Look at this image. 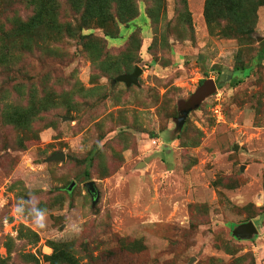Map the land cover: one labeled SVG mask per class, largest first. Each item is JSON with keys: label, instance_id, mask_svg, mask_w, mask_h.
I'll return each mask as SVG.
<instances>
[{"label": "rangeland", "instance_id": "374dc122", "mask_svg": "<svg viewBox=\"0 0 264 264\" xmlns=\"http://www.w3.org/2000/svg\"><path fill=\"white\" fill-rule=\"evenodd\" d=\"M55 1L59 27L15 39L33 8L0 0V264H264V5L243 40L209 0H130L127 23L111 3L117 26L81 32Z\"/></svg>", "mask_w": 264, "mask_h": 264}, {"label": "trees", "instance_id": "16d2710c", "mask_svg": "<svg viewBox=\"0 0 264 264\" xmlns=\"http://www.w3.org/2000/svg\"><path fill=\"white\" fill-rule=\"evenodd\" d=\"M32 6L34 14L28 22L18 21L16 24L15 39L26 37L32 30L48 25L55 30L58 26L56 23L57 10H55V0H26ZM72 9L81 13L82 25L78 31L81 32L87 28L89 22H95L100 28L105 29L109 23L117 26L115 17L118 22L127 23L137 16L135 4L130 0H67ZM116 3L117 16L112 18L110 14V4ZM264 5V0H209L205 6V16L208 24L215 23V16L226 21L229 25H234L233 35L243 39L251 40V33L256 21L257 7ZM244 15L247 17L246 22H239V18ZM59 27V26H58ZM81 38H89L90 35H80ZM106 36H111L106 33ZM229 36V35H227ZM112 37V36H111ZM241 69H234L228 75L231 86H237L244 81V76L234 78L235 72ZM241 74V73H239ZM224 83L216 84V88H222ZM204 85V84H203ZM202 85V86H203ZM86 176L88 173L86 171Z\"/></svg>", "mask_w": 264, "mask_h": 264}, {"label": "water", "instance_id": "95a60500", "mask_svg": "<svg viewBox=\"0 0 264 264\" xmlns=\"http://www.w3.org/2000/svg\"><path fill=\"white\" fill-rule=\"evenodd\" d=\"M141 74V69L139 67H135V70L131 74H125L121 75L116 78V81L123 82L127 87L131 85H137L138 84V78ZM216 90V84L213 81H209L205 83L193 96V98L184 105L183 108V117H181L179 120L182 123V121L185 119L187 113L190 110L195 109L201 101H203L208 95L213 93ZM63 158V157H62ZM52 159H59L58 156H54ZM73 187V184H71L70 188ZM86 187L88 188L89 192L91 194H95L94 184L92 182H89L86 184ZM254 233H256V226L254 223L249 222L247 224L241 225L237 228L235 231V235L242 239H248L250 238Z\"/></svg>", "mask_w": 264, "mask_h": 264}, {"label": "clouds", "instance_id": "9594fccd", "mask_svg": "<svg viewBox=\"0 0 264 264\" xmlns=\"http://www.w3.org/2000/svg\"><path fill=\"white\" fill-rule=\"evenodd\" d=\"M22 203H28L27 201H24ZM15 212L18 216H22L24 214V209L21 205H17L15 208ZM47 213L40 211L37 209L33 214V219L31 222L34 224V226L38 229H45L47 227Z\"/></svg>", "mask_w": 264, "mask_h": 264}]
</instances>
